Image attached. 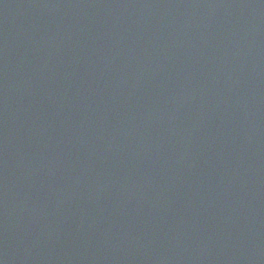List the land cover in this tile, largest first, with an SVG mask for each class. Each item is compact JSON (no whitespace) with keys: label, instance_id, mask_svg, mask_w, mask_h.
Masks as SVG:
<instances>
[{"label":"water","instance_id":"1","mask_svg":"<svg viewBox=\"0 0 264 264\" xmlns=\"http://www.w3.org/2000/svg\"><path fill=\"white\" fill-rule=\"evenodd\" d=\"M0 264H264V0H0Z\"/></svg>","mask_w":264,"mask_h":264}]
</instances>
